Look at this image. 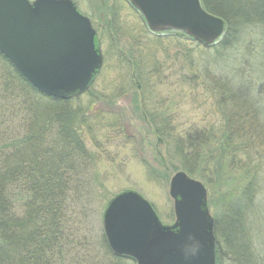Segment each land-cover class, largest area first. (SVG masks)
I'll return each instance as SVG.
<instances>
[{
  "label": "trees",
  "instance_id": "trees-1",
  "mask_svg": "<svg viewBox=\"0 0 264 264\" xmlns=\"http://www.w3.org/2000/svg\"><path fill=\"white\" fill-rule=\"evenodd\" d=\"M225 2L233 4L230 5L235 15L232 20L252 17L257 10L256 17L264 23V0ZM202 4L207 12L226 20L228 13L219 10L220 5L225 8L224 4L218 5L215 0H203ZM227 21L226 36L231 29ZM249 23L246 21V25L250 26ZM141 38L149 45L136 44L134 47L130 43L126 51L125 68L133 88L125 93L122 90L120 94L130 97L134 109L144 119H150L154 134L165 149L169 170L184 172L200 181L213 197L221 193L220 208L232 217L235 208L249 211V204L255 198L261 200L263 186L256 179L263 174L261 166L255 163L252 168V164H245L240 169V157L244 154L247 158L248 148H254L259 141L246 143L238 136L236 125L245 126L244 137L251 130L261 134L263 126L256 125L242 110L238 112L227 107L223 96L221 104L217 103V110L222 120L224 118L221 123L226 126L217 132L207 130L201 134L193 129L183 130L177 109L173 107L176 98L165 100L163 97L161 100L156 89L164 81V73L172 78L183 71L191 75L189 83L204 86L205 81L196 72H212L211 66L205 65V61L202 64L194 62L188 48L191 40L181 33H150L148 36L142 34ZM220 45L207 49L198 47L209 52ZM226 49L227 46L222 47L221 52ZM72 104L73 101L56 100L39 92L0 52V264L81 263L72 256L78 247L86 249V242L80 241L86 222L83 215L87 212L85 206L81 207V201L90 194L82 177L89 175V165L94 160L87 138L89 136V142L93 143L90 140L94 138L91 136L94 125L102 120L99 113L91 116L80 110L77 112ZM93 108L91 105L89 111ZM238 156L239 161L236 160ZM232 170L235 173L242 170L241 177L233 178ZM151 172L156 175L154 170ZM248 200L251 202H246ZM213 205L217 203L214 201ZM217 264H222L218 252Z\"/></svg>",
  "mask_w": 264,
  "mask_h": 264
},
{
  "label": "rangeland",
  "instance_id": "rangeland-1",
  "mask_svg": "<svg viewBox=\"0 0 264 264\" xmlns=\"http://www.w3.org/2000/svg\"><path fill=\"white\" fill-rule=\"evenodd\" d=\"M73 1L100 32L99 43L105 63L93 90L79 97V100H72L74 110L90 113L91 116L99 113L102 120L99 125H94V132L91 133L94 138L90 140L93 143L89 142V136L87 138L94 160L89 165V175L82 177L90 194L81 201V207L85 206L87 212L83 215L86 222L80 241L86 242V249L78 247L72 257H76L80 264H135L131 259L116 260L105 244L103 216L109 203L119 194L133 191L152 205L163 224L172 225L176 221L174 201L169 189L177 172L169 170L165 149L154 134L150 119H144L134 109L132 99L124 94L133 88L125 68L126 51L131 44L134 47L136 44L149 45L141 36H148L150 31L141 15L126 0ZM225 1L215 0L218 5H225V8L220 5L219 10L228 13L225 16L231 26L228 36L225 35L219 42L221 45L204 52L197 43H188L194 62L202 64L205 61V65L211 66L212 72H196L205 81V85L189 83L187 80L191 75L183 71L172 78L164 73V81L156 90L161 100L163 97L165 100L176 98L173 107L177 109V118L183 130L193 129L196 134H201L207 130L217 132L226 126L221 123L224 118L222 120L217 110V103L221 104L223 96L228 103L227 107L235 108L238 112L242 110L256 125L263 126L262 135L251 130L244 137L247 131H243L245 126L235 124L238 136L246 143L259 141L254 148H248L250 151L247 158L241 155L239 167L241 169L242 165L252 164V168L254 163L261 166L263 175L256 179L263 186L261 200L255 198L249 204V211L242 207L235 208L232 217L220 208L221 193L215 197L211 191L207 193L210 213L217 222L214 234L221 263L264 264V23L260 17H256L257 10L252 12L250 19L232 20L235 16L230 10L232 3ZM247 19L250 26L246 25ZM134 40L138 43H133ZM221 46H227L226 52H221ZM192 73H195V69ZM122 90L124 93L121 95ZM91 105H94L92 112L89 111ZM111 124L116 126L111 128ZM236 160L239 161V156ZM241 173L242 170L236 173L233 171V178L241 177ZM214 201L217 205H213Z\"/></svg>",
  "mask_w": 264,
  "mask_h": 264
},
{
  "label": "water",
  "instance_id": "water-1",
  "mask_svg": "<svg viewBox=\"0 0 264 264\" xmlns=\"http://www.w3.org/2000/svg\"><path fill=\"white\" fill-rule=\"evenodd\" d=\"M153 34L183 32L208 48L226 23L200 0H127ZM0 52L39 92L70 101L88 92L103 66L97 33L72 0H0ZM176 221L164 225L138 193L116 196L103 216L111 253L136 264H216L215 221L206 187L186 173L170 183ZM179 229V231H177ZM198 245L197 256L185 260Z\"/></svg>",
  "mask_w": 264,
  "mask_h": 264
},
{
  "label": "clouds",
  "instance_id": "clouds-1",
  "mask_svg": "<svg viewBox=\"0 0 264 264\" xmlns=\"http://www.w3.org/2000/svg\"><path fill=\"white\" fill-rule=\"evenodd\" d=\"M177 231H179V229ZM201 247H202L201 245H198V247L194 248L192 250L191 255L185 254V256H184L185 260H189V259L197 256V254L199 253V250H200Z\"/></svg>",
  "mask_w": 264,
  "mask_h": 264
}]
</instances>
